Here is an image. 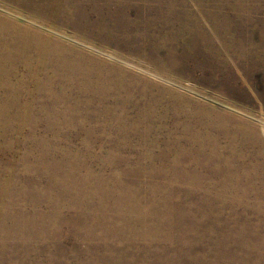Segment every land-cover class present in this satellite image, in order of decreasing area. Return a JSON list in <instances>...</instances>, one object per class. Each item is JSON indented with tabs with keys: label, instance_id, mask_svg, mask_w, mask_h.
<instances>
[{
	"label": "rangeland",
	"instance_id": "1",
	"mask_svg": "<svg viewBox=\"0 0 264 264\" xmlns=\"http://www.w3.org/2000/svg\"><path fill=\"white\" fill-rule=\"evenodd\" d=\"M86 1L0 0V264H264V0Z\"/></svg>",
	"mask_w": 264,
	"mask_h": 264
},
{
	"label": "bare ground",
	"instance_id": "2",
	"mask_svg": "<svg viewBox=\"0 0 264 264\" xmlns=\"http://www.w3.org/2000/svg\"><path fill=\"white\" fill-rule=\"evenodd\" d=\"M14 1V0H13ZM42 1V0H41ZM48 1V0H47ZM72 2H73V0H71ZM88 1V0H87ZM86 1V2H87ZM104 1V0H103ZM135 1V0H134ZM149 1V0H148ZM196 1V0H195ZM199 1H201V0H199ZM44 2V1H43ZM56 2V1H55ZM65 2V1H64ZM96 2V1H95ZM109 2V1H108ZM133 2V1H132ZM150 2V1H149ZM198 2V1H197ZM133 3H136V2H133ZM155 3H156V1H155ZM162 3V2H161ZM160 3V4H161ZM167 3V2H166ZM21 4V3H20ZM29 4V3H28ZM75 4V3H74ZM80 4V3H79ZM90 4V3H89ZM141 4V3H140ZM150 4V3H149ZM203 4V3H202ZM30 5V4H29ZM66 5V4H65ZM77 5V4H76ZM93 5V4H92ZM115 5V4H114ZM122 5V4H121ZM156 5H157V3H156ZM167 5V4H166ZM26 6V5H25ZM59 6V5H58ZM100 6H102V5H100ZM109 6V5H108ZM144 6V5H143ZM146 6V5H145ZM159 6V5H158ZM164 6V5H163ZM168 6V5H167ZM21 7V6H20ZM31 7H33V6H31ZM66 7V6H65ZM74 7H75V5H74ZM103 7V6H102ZM101 7V8H102ZM115 7V6H114ZM126 7V6H125ZM161 6H159V8H160ZM202 7V6H201ZM34 8V7H33ZM32 8V9H33ZM43 8V7H42ZM50 8V7H49ZM100 8V7H99ZM132 8V7H131ZM143 8V7H142ZM170 8V7H169ZM168 8V9H169ZM45 9V8H44ZM52 9V8H51ZM74 9V8H73ZM86 9V8H85ZM90 9V8H89ZM145 9V8H144ZM155 9H157V8H155ZM34 10V9H33ZM100 10V9H99ZM118 10V9H117ZM116 10V11H117ZM154 10V9H153ZM28 11V10H27ZM90 11V10H89ZM102 11V10H101ZM66 12H68V11H66ZM76 12V11H75ZM86 12L88 13V11L86 10ZM95 12H97V10L95 11ZM104 12V11H103ZM108 12V11H107ZM112 12V11H111ZM60 13V12H59ZM85 13V12H84ZM90 13V12H89ZM99 13V12H98ZM101 13V12H100ZM42 14V13H41ZM68 14V13H67ZM79 14V13H78ZM102 14V13H101ZM145 14V13H144ZM158 14H160V13H158ZM166 14V13H165ZM164 14V15H165ZM77 15V14H76ZM80 15H82V14H80ZM104 15V14H103ZM154 15V14H153ZM59 16V15H58ZM146 16H147V14H146ZM161 16V15H160ZM166 16V15H165ZM165 16H163L164 18H165ZM170 16V15H169ZM65 17V16H64ZM77 17V16H76ZM86 17V16H85ZM103 17V16H102ZM126 17V16H125ZM151 17V16H150ZM168 17V16H167ZM208 17H209V15H208ZM212 17V16H211ZM48 18V17H47ZM99 18V17H98ZM148 18V17H147ZM75 19V18H74ZM96 19V18H95ZM114 19V18H113ZM129 19V18H128ZM127 19V20H128ZM130 19H131V17H130ZM168 19V18H167ZM178 19V18H177ZM132 20V19H131ZM137 20V19H136ZM140 20V19H139ZM146 20V19H145ZM157 20V19H156ZM159 20H161V19H159ZM162 20H163V18H162ZM74 21V20H73ZM78 21V20H77ZM89 21H91V20H89ZM106 21V20H105ZM122 21V20H121ZM173 21V20H172ZM175 21V20H174ZM120 22V21H119ZM129 22V21H128ZM143 22H144V20H143ZM156 22V21H155ZM164 22V21H163ZM74 23V22H73ZM72 23V24H73ZM88 23V22H87ZM106 22H104V24H105ZM151 23V22H150ZM154 23V22H153ZM199 23V22H198ZM70 24V23H69ZM71 24V25H72ZM77 24V23H76ZM75 24V25H76ZM83 24H84V22H83ZM93 24V23H92ZM99 24V23H98ZM103 24V25H104ZM134 24V23H133ZM137 24V23H136ZM147 24V23H146ZM152 24V23H151ZM80 25V24H79ZM108 25V24H107ZM113 25H114V23H113ZM155 25V24H154ZM157 25H158V23H157ZM167 25V24H166ZM82 26V25H81ZM112 26V25H111ZM118 26V25H117ZM131 26V25H130ZM129 26V27H130ZM160 26V25H159ZM72 27V26H71ZM116 27V25L114 26V28ZM141 27H143V26H141ZM145 27V26H144ZM147 27H148V25H147ZM75 28V27H74ZM80 28V27H79ZM100 28H101V26H100ZM107 28V27H106ZM123 28H124V26H123ZM139 27H136V29H138ZM162 28V27H161ZM132 29V28H131ZM136 29H134V30H136ZM77 30V29H76ZM103 30V29H102ZM127 30V29H126ZM144 30V29H143ZM111 31V30H110ZM118 33H119V31H117ZM116 32V33H117ZM134 33V32H133ZM138 33V32H137ZM113 34V33H112ZM111 34V35H112ZM122 34H124V33H122ZM135 34V33H134ZM133 34V35H134ZM228 35V34H227ZM117 37V36H116ZM139 37H140V35H139ZM169 37V36H168ZM118 38H119V36H118ZM124 38V37H123ZM134 38V37H133ZM132 38V39H133ZM120 39V38H119ZM122 39V38H121ZM130 39V38H129ZM172 39V38H171ZM166 41V40H165ZM164 41V42H165ZM127 42H129V41H127ZM163 42V41H162ZM237 42V41H236ZM239 42H240V40H239ZM166 43V42H165ZM170 43V42H169ZM164 45V44H163ZM170 48V47H169ZM165 49H167V48H165ZM170 55V54H169ZM174 55V54H173ZM32 118V117H31ZM260 140V139H259ZM261 141V140H260ZM261 143V142H260ZM262 146V145H261ZM190 156V155H189ZM264 157V156H263ZM214 160V159H213ZM230 164V163H229ZM263 168H264V166H262ZM261 168V167H260ZM154 174V173H153ZM259 180V179H258ZM255 189V188H254ZM260 197V196H259ZM240 200V199H239ZM208 201V200H207ZM165 202V201H164ZM204 202H205V200H204ZM234 203H236V202H234ZM161 205V204H160ZM196 205V204H195ZM157 206V205H156ZM167 206V205H166ZM171 206V205H170ZM189 206V205H188ZM191 206V205H190ZM194 206V205H193ZM218 206V205H217ZM235 206V205H234ZM154 207V206H153ZM177 207V206H176ZM216 207V206H215ZM236 207V206H235ZM168 208V207H167ZM187 208V207H186ZM194 208V207H193ZM196 208V207H195ZM207 208V207H206ZM210 208V207H209ZM183 209V208H182ZM249 209V208H248ZM157 210V209H156ZM188 210V209H187ZM193 210V209H192ZM206 210V209H205ZM151 211H153V210H151ZM162 211V210H161ZM185 211V210H184ZM207 211V210H206ZM154 212V211H153ZM166 212V211H165ZM176 212H178V210H173L172 208H170L169 209V214H168V217L169 216H177L176 214H178V213H176ZM204 212V211H203ZM209 212V211H208ZM212 212V211H211ZM223 212V211H222ZM256 212V211H255ZM188 213H190V212H188ZM158 214V213H157ZM185 214H186V212H185ZM184 214V215H185ZM191 214V213H190ZM206 214V213H205ZM245 214V213H244ZM257 214V213H256ZM140 215V214H139ZM161 215H162V213H161ZM181 215V214H180ZM187 215V214H186ZM212 215V214H211ZM223 215V214H222ZM263 215V214H262ZM133 216V215H132ZM194 216V215H193ZM220 216V215H219ZM192 217V216H191ZM206 217V216H205ZM211 217V216H210ZM258 217V216H257ZM264 217V216H263ZM143 218V217H142ZM180 218H182L183 219V232H182V234L183 235H185V233L188 231L189 232V230H193V231H195V232H197V234H199V237H203L202 238V240L204 241V244H205V246H204V249L203 250H207V251H209V252H211V254H212V256H215V260L214 261H217V257L218 256H221L222 255V247H223V241L222 242H220V241H213L212 240V238H210L209 236H208V233H209V230H212V231H218V232H221L222 231V228H215L216 226H214V225H212L207 219H200V220H195V221H190V219L189 220H187L188 219V217H187V219H185L184 217H183V215L182 216H180ZM190 218V217H189ZM219 218V217H218ZM233 219V218H232ZM141 220H143V219H141ZM145 220V219H144ZM258 220V219H257ZM138 221V220H137ZM212 221V220H211ZM232 221V220H231ZM143 223V222H142ZM154 223V222H153ZM213 223V222H212ZM155 224V223H154ZM214 224V223H213ZM218 224V223H217ZM228 224V223H227ZM225 225V224H224ZM244 225V224H243ZM65 226V225H64ZM158 226V225H157ZM218 226V225H217ZM226 226V225H225ZM230 226V225H229ZM151 227H152V225H151ZM154 227V226H153ZM241 227V226H240ZM144 228V227H143ZM179 228H180V225L177 227V225H175L174 226V229H178L179 230ZM227 228H229V227H227ZM165 229V228H164ZM171 229H173V228H171ZM170 229V230H171ZM225 229V228H224ZM234 229V228H233ZM243 229V228H242ZM247 228H245V230H246ZM249 229H251V228H249ZM151 230V229H150ZM163 230V229H162ZM244 230V229H243ZM252 230V229H251ZM254 230V229H253ZM261 230V229H260ZM263 230V229H262ZM238 231H239V229H238ZM140 232V231H139ZM145 232V231H144ZM187 232V233H188ZM235 232V231H234ZM234 232L232 233V234H234ZM241 232V231H240ZM255 232V231H254ZM149 233H150V231H149ZM212 233H214V232H212ZM211 233V234H212ZM217 233V232H216ZM237 233V232H236ZM243 233H244V231H243ZM196 234V233H195ZM240 234V233H239ZM262 234V233H261ZM191 235V234H190ZM193 235V234H192ZM250 235V234H249ZM253 235V234H252ZM255 235V234H254ZM257 235H258V232H257ZM196 236V235H195ZM221 236H223L222 237V240L224 239V238H226V236L227 235H225V234H222ZM230 236V235H229ZM228 236V237H229ZM235 236V235H234ZM242 236V235H241ZM192 237V236H191ZM196 237H198V236H196ZM244 237V236H243ZM249 237V236H248ZM247 237V238H248ZM251 237V236H250ZM193 239H194V237H192ZM219 238V237H218ZM231 238V237H230ZM237 238V237H236ZM197 239V238H196ZM199 239V238H198ZM244 239V238H243ZM255 239V238H254ZM229 240V239H228ZM236 240V239H235ZM246 240V239H245ZM263 240V239H262ZM197 241V240H196ZM231 241V240H230ZM242 241V240H241ZM256 241V240H255ZM151 242V241H150ZM228 242V241H227ZM233 242V241H232ZM234 242H236V241H234ZM238 242V241H237ZM240 242V241H239ZM245 242V241H244ZM243 242V243H244ZM192 243V242H191ZM190 243V244H191ZM241 243V242H240ZM246 243V242H245ZM250 243V242H249ZM248 243V244H249ZM261 243V242H260ZM259 243V244H260ZM248 244H247V246H248ZM201 245V244H200ZM226 245V244H225ZM237 246H240V245H237ZM251 246H252V244H251ZM261 246H262V244H261ZM203 247V246H202ZM230 247V246H229ZM233 247V246H232ZM236 247V246H235ZM234 247V248H235ZM242 247V246H241ZM260 247V246H259ZM258 247V248H259ZM237 248H239V247H237ZM236 248V249H237ZM251 248V247H250ZM225 249V248H224ZM227 249V248H226ZM233 249V248H232ZM235 249V250H236ZM242 249H243V247H242ZM244 249H246V248H244ZM253 249H255V248H253ZM252 249V250H253ZM152 250V249H151ZM229 250V249H228ZM247 250V249H246ZM232 251V250H231ZM237 251V250H236ZM233 252V251H232ZM238 252V251H237ZM244 252V251H243ZM254 252V251H253ZM15 253V252H14ZM227 253H229V252H227ZM234 254V253H233ZM232 254V255H233ZM226 255V254H225ZM224 255V256H225ZM235 255H237L236 253H235ZM241 255V254H240ZM226 256H228V255H226ZM246 256V255H245ZM244 256V257H245ZM222 257V256H221ZM234 257V256H233ZM243 257V256H242ZM253 257V256H252ZM156 259V258H155ZM228 259V258H227ZM240 259H242V258H240ZM244 259V258H243ZM253 259V258H252ZM257 259V258H256ZM230 260V259H229ZM233 260V259H232ZM223 261V260H222ZM236 261V260H235ZM252 262H253V260H252ZM257 262V261H256ZM259 262V261H258ZM162 263V262H161ZM241 264V263H240Z\"/></svg>",
	"mask_w": 264,
	"mask_h": 264
}]
</instances>
